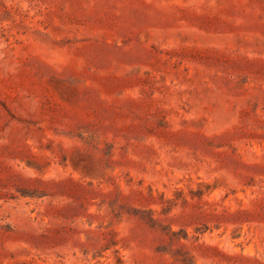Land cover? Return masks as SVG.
Returning <instances> with one entry per match:
<instances>
[{
  "label": "rangeland",
  "instance_id": "374dc122",
  "mask_svg": "<svg viewBox=\"0 0 264 264\" xmlns=\"http://www.w3.org/2000/svg\"><path fill=\"white\" fill-rule=\"evenodd\" d=\"M264 264V0H0V264Z\"/></svg>",
  "mask_w": 264,
  "mask_h": 264
},
{
  "label": "trees",
  "instance_id": "16d2710c",
  "mask_svg": "<svg viewBox=\"0 0 264 264\" xmlns=\"http://www.w3.org/2000/svg\"><path fill=\"white\" fill-rule=\"evenodd\" d=\"M23 264H28L27 262H24Z\"/></svg>",
  "mask_w": 264,
  "mask_h": 264
}]
</instances>
